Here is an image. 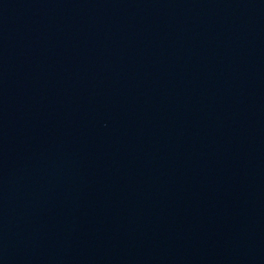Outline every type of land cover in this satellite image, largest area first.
<instances>
[{
	"label": "water",
	"instance_id": "95a60500",
	"mask_svg": "<svg viewBox=\"0 0 264 264\" xmlns=\"http://www.w3.org/2000/svg\"><path fill=\"white\" fill-rule=\"evenodd\" d=\"M0 264H264V0H0Z\"/></svg>",
	"mask_w": 264,
	"mask_h": 264
}]
</instances>
